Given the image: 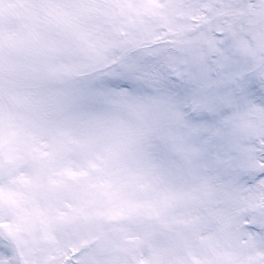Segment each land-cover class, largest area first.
Masks as SVG:
<instances>
[{"label":"snow or ice","instance_id":"6c2138e0","mask_svg":"<svg viewBox=\"0 0 264 264\" xmlns=\"http://www.w3.org/2000/svg\"><path fill=\"white\" fill-rule=\"evenodd\" d=\"M0 264H264V0H0Z\"/></svg>","mask_w":264,"mask_h":264}]
</instances>
